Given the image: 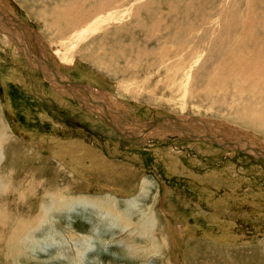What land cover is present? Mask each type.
Segmentation results:
<instances>
[{
  "label": "rangeland",
  "instance_id": "rangeland-1",
  "mask_svg": "<svg viewBox=\"0 0 264 264\" xmlns=\"http://www.w3.org/2000/svg\"><path fill=\"white\" fill-rule=\"evenodd\" d=\"M52 1L37 0L28 5L22 0H0V17L7 22L15 18L23 27L17 34L13 26L1 24L0 18V112L18 141L3 146L0 138L6 155L0 167L1 175L5 174L0 177V264H264V162L250 156L255 150L264 156V135L224 120L234 122L239 117L230 108L234 104L230 102L234 98L233 86L224 82L226 78L230 82L224 55L231 54L237 42L250 57L263 52L260 48L264 49V0H116L106 15L88 22L92 23L90 29L86 25L87 30L78 39H72V33L62 40L45 26L49 23L45 13L60 2ZM93 1L96 7L109 4L108 0ZM145 3L147 8H142ZM140 7L142 10L135 16L143 23L138 20L142 28L137 29L133 26L137 21L134 11ZM171 7L177 9L175 15L170 12ZM7 15L14 18L7 19ZM174 20L180 23L176 34L179 38L172 39ZM188 20L190 32L186 34H191L187 36L183 31L187 26L182 28V24ZM157 21L161 22L156 23L161 24V31L152 26ZM235 21H242L240 27L247 24L251 33L244 32L240 36L242 41L232 33ZM117 24L123 29L120 35L96 42L98 35L109 30L116 32ZM9 27L10 30L4 29ZM40 37L52 71L57 70L74 84L92 86L72 88L75 93L79 89L83 99L96 104L97 109L91 104L93 108L88 110L86 106L82 110L69 97L73 96L70 88H48V75L43 79L39 70L45 61L39 55ZM177 48L182 49L187 63L193 66V78L190 76L189 83L180 89L171 83L174 79L175 85L179 78L178 73L171 72L174 68L170 69L176 62L171 55ZM91 50L96 55L106 53L111 64L91 62L93 58H87ZM127 50L134 53V58ZM83 57L84 62L78 61ZM61 58L77 62L73 67H65ZM34 59L38 60V69ZM214 75H220V80ZM122 76L138 89L131 97L122 91L125 82L117 81ZM207 84H214L212 87L220 91L213 98L218 102L217 108H213L211 100L206 102L211 98L204 93ZM249 87L244 84L239 100H255L253 106L264 114V88L259 86L262 92H256L254 88L249 91ZM55 93L64 96L63 104L58 103ZM76 99L81 100L77 94ZM169 129L182 135L164 137ZM235 130L241 133H234ZM158 131L166 132L162 136ZM151 132L154 135L146 139L128 140ZM39 136L48 137L47 143L54 148L59 145L54 144L52 137L83 144L95 162L103 163L104 158L116 183L108 187L105 176L95 178L75 170L86 186L78 195V186L72 183L76 175L72 172V178L65 168L70 173L65 172L66 183L73 186L74 195L63 201L57 199L60 192L53 186L63 190L66 183H61L58 172L43 163L57 158L50 147L38 152L36 147L40 159L30 161L36 167L24 166L29 161L23 158L25 152L20 149L27 146L22 144ZM242 146L248 155L232 152L239 151L232 147ZM64 156L67 160V154ZM28 169H36V173L29 175L30 182L23 177ZM141 180L147 182L142 192ZM47 194L53 197L48 198ZM105 194L111 197L106 198ZM66 195L63 190L62 196ZM149 213L150 224L144 216Z\"/></svg>",
  "mask_w": 264,
  "mask_h": 264
},
{
  "label": "bare ground",
  "instance_id": "bare-ground-1",
  "mask_svg": "<svg viewBox=\"0 0 264 264\" xmlns=\"http://www.w3.org/2000/svg\"><path fill=\"white\" fill-rule=\"evenodd\" d=\"M25 1H27V0H22V2L23 3H26ZM43 1H45V0H43ZM52 0H50V2H51ZM60 2H59V4H58V2H57V5H54V6H50L49 7V9H48V11L45 13V20H47V21H49V23H45V26H47L46 28H47V30H49L50 31V34H51V31H54L55 32V34L57 35V36H59L60 37V39L62 40V39H64V37H66V35H71L72 33H75L73 36H72V39H78L82 34H84V31L85 30H87V28L89 27V26H91L92 25V23H88V22H93V21H95V18L97 17H99V16H101V15H106V13H107V11L108 10H110V9H112V4L116 1V0H108L109 1V4L108 5H106V6H100V7H96L95 6V1H93V0H70V1H66L65 2V0H59ZM127 1V0H126ZM141 1V0H140ZM176 1V0H175ZM182 1V0H181ZM28 3H26V4H28V5H34L35 3H37V0H28L27 1ZM41 2H42V0H41ZM47 2H48V0H47ZM53 2V1H52ZM51 2V3H52ZM121 2V1H120ZM40 3V2H39ZM124 3V2H123ZM173 3V5H175V3L174 2H172ZM50 4V3H49ZM53 4H56V3H53ZM87 4H89V6H88V8H86V5ZM146 5H144L143 4V6H141L142 8H147V6H148V4L147 3H145ZM150 4V3H149ZM192 4V3H191ZM46 5V4H45ZM124 5V4H123ZM154 6V5H153ZM162 6V5H161ZM176 6L178 7V5L176 4ZM184 6V5H183ZM46 7H48V6H46ZM122 7V6H121ZM138 8L137 10H135L134 11V16L135 15H137V13H139V11H141L142 10V8ZM191 7V6H190ZM194 7V6H193ZM118 8H120V7H118ZM195 9V8H194ZM193 9V10H194ZM45 10V9H44ZM177 9L175 8V7H171V13H174V12H177L176 11ZM129 11V10H128ZM184 10H182V12H183ZM192 11V10H191ZM32 13L33 14H36V11H35V8H32ZM113 13V12H112ZM111 13V14H112ZM162 13V12H161ZM187 13V12H186ZM114 14V13H113ZM122 14V13H121ZM176 14H178V13H176ZM43 15V14H42ZM167 15V14H166ZM174 15H175V13H174ZM112 16V15H111ZM110 16V17H111ZM117 17H120L121 18V16L119 15V14H117L116 15ZM161 16V15H160ZM173 16V15H172ZM194 16H197V13H195L194 14ZM109 17V18H110ZM157 18H159L158 16H156ZM162 17V16H161ZM165 17V16H164ZM1 18V20H2V22H1V24H3L4 26H9L10 25V27H14V29H16V33L17 34H19V33H21L18 29H22L23 27H20L19 26V21L18 20H14V19H12V21H10V22H7L6 20H4V18H2V17H0ZM12 18V17H11ZM8 15H7V19H11ZM103 18V17H102ZM156 18V19H157ZM163 18V17H162ZM176 18H177V16H176ZM195 18V17H194ZM193 18V19H194ZM119 19V18H118ZM118 19H116V20H118ZM135 19L137 20H135L136 21V23L133 25V26H138V27H136L137 29H141L142 28V25H141V23H143V21H141V20H139V19H137V17L135 16ZM196 19V18H195ZM127 20V19H126ZM141 22H139V21ZM42 22H43V20H41ZM122 21V20H121ZM153 21V20H152ZM175 22H176V24L173 26V28H172V30H173V33H172V35L174 34V36H172V39L173 38H175V37H178L179 38V35H176V34H178V31H179V21H176V20H174ZM189 21L190 20H188V23H186V24H182V28H183V26H184V28H185V30H183L184 31V33L186 34V33H188V32H190V23H189ZM44 22H46V21H44ZM203 23H205L206 21L204 20V21H202ZM242 21H235L234 22V24H235V28L236 29H234L233 30V28H232V30H233V34H235V39H241L242 37H240L244 32H248L249 34H251L250 33V31H249V28H248V26H247V24L245 25V26H243V27H240V23H241ZM244 22V21H243ZM132 23V22H131ZM156 23H161V22H154L153 24H152V26H155L156 27V29L157 30H159V31H161V29H159V27L161 28V24L159 25V26H157L156 25ZM120 24V23H119ZM122 24H123V22H122ZM200 24V23H199ZM221 24V23H220ZM86 25H88V27H86ZM96 26H97V24H95ZM102 25V24H101ZM130 25V24H129ZM197 25V24H196ZM252 25V24H251ZM10 27L7 29V28H4L5 30H10ZM147 27H149V26H147ZM221 27V29L223 30L224 28H222V26H220ZM154 28V27H153ZM90 29V27L88 28V30ZM94 29V28H93ZM99 30H100V28H98ZM103 29H105L104 27H103ZM30 30H31V28H30ZM44 30H46V29H44ZM105 30H108V29H105ZM121 30H123V29H121V27L117 24V29H116V32L115 31H111V30H109L106 34L104 33V34H101V35H94L93 34V36H97V38H94L93 36V38L96 40V42H101L103 39H106L105 37H108L107 39H109V38H112L113 36H117V35H120L121 34ZM220 30V29H219ZM31 31H33V30H31ZM229 31V30H228ZM8 32H10V31H7V33ZM30 32V31H29ZM34 32V31H33ZM46 32H48V31H46ZM95 32V31H94ZM99 32V31H98ZM104 32V31H103ZM102 32V33H103ZM153 32H154V30H153ZM157 32V31H156ZM155 32V33H156ZM35 33V32H34ZM90 33V32H89ZM29 34H31V32L29 33ZM50 34H48V36L50 35ZM191 34V33H190ZM190 34H186L187 36L188 35H190ZM222 34V33H221ZM228 34V33H227ZM88 35H90V34H88ZM151 35V34H150ZM176 35V36H175ZM182 35V34H181ZM253 35V34H252ZM86 36V35H85ZM220 36V35H219ZM218 36V37H219ZM16 37V36H15ZM38 37V36H37ZM91 37V38H92ZM169 37H170V35H169ZM182 37H184V36H182ZM237 37V38H236ZM41 38V37H40ZM93 38H92V40H93ZM151 38V37H150ZM167 38V37H166ZM171 39V38H170ZM221 39H223L222 37H221ZM58 40V39H57ZM83 40V39H82ZM232 40V39H231ZM34 41V40H33ZM94 41V40H93ZM240 41H242V39L240 40ZM256 41V37L254 36V38H253V42H255ZM21 42L23 43V40H21ZM35 42V41H34ZM85 42V41H84ZM248 42V41H247ZM86 43H87V41H86ZM88 43H90V42H88ZM87 43V44H88ZM84 44V43H83ZM82 44V45H83ZM37 45L41 48V52L42 53H40L39 55L40 56H42V58L45 60L44 61V63H42V64H40V68H42L41 66H43V68L44 69H49L50 71H43V69H40L39 68V70H40V72H41V75H42V77L44 76L45 77V75H48V86L49 87H51V89H55V87H56V85L58 86V88L60 87L61 89L62 88H64V89H68V88H70V90L73 92L72 94H73V96H69L70 98H72V99H74V101H76V103L82 108V110L84 109V108H86V106H87V108L89 107H92L91 106V104H94V103H92V102H89V101H87L86 99H83L82 97H81V91L79 90L80 88L82 89V88H84V87H90V88H92L91 86H89V85H83V84H74L73 82H71L68 78L66 79V78H64V75L63 74H61L60 72H58L57 70H56V73L54 72V71H52L53 69H52V67H51V65H50V63H49V61H48V59H47V55H46V50H45V44L43 43V40H42V38L40 39V40H37ZM92 45V44H91ZM118 45H120V43L118 42ZM79 46V45H78ZM77 46V47H78ZM80 46H81V44H80ZM87 46V45H86ZM85 46V47H86ZM161 46V45H160ZM184 46V45H183ZM230 46H232V45H230ZM241 45H240V42H237V44H236V47H234L233 48V52L231 53V54H225L224 55V58H225V61L227 62V64H225L226 65V68H227V70L229 71V72H227L228 73V77H229V80H230V82H226V79H225V83L227 84V83H231L232 84V86H233V91H231L232 92V94H231V96H234V98H230V102H232V103H234V104H231L230 105V108L232 109V111L234 110L235 111V113L236 114H239L238 116V118L236 119V121H234V122H232V121H230V119H224V118H221L220 116L221 115H223V114H221V115H218V118H220V119H224V120H227V121H229V122H231V123H233V124H236L237 126H241V127H243V128H246V129H249V130H253V131H255V132H257V133H259V134H262V135H264V114H262V113H260L257 109H255V107L253 106V104L255 103V100H253V99H251V98H248V100H247V102L244 100V99H241V100H239V98H238V96H239V94H240V92L242 91V88L244 87V84H249V85H251V88L249 87V91H251L252 90V88H254V90H256V92H262V90L261 89H259L258 87L259 86H262L263 88H264V59H262L261 57H264V49L263 48H260V50H262L263 52H260L259 54H257L256 56H254V57H250L248 54H246V51L243 49V48H241L240 47ZM31 47H33L34 48V46H31ZM92 47H93V45H92ZM92 47H91V49H92ZM166 47V46H165ZM169 47V46H168ZM172 47V46H171ZM79 48V47H78ZM178 48H181L180 46H178ZM177 48V49H178ZM88 49H89V47H88ZM162 49H163V47H162ZM186 49V48H185ZM75 50V49H74ZM83 50V49H82ZM182 50V49H181ZM181 50L180 49H178V50H173V52H172V55H171V57L172 58H175V60H174V62L175 63H173L174 65H173V67H171L170 69H173L174 68V71H171L172 73H178V76H179V78H178V82L174 85V79L171 81V83H173V87L175 86L176 88H179V87H184L186 84H187V82L189 83V78H190V76L192 77V73H191V69H192V67L193 66H189V63H187V57L184 55V52H181ZM189 50V49H188ZM251 50V49H250ZM30 51L32 52L33 50L32 49H30ZM128 51V50H127ZM130 51H132L133 52V50H130ZM184 51V50H183ZM225 51V50H224ZM30 52V53H31ZM86 52V51H85ZM85 52H83L84 54H85ZM88 52V51H87ZM169 51H167V53H168ZM189 53L191 52L190 50L188 51ZM36 53V52H35ZM77 53H78V51H77ZM83 53H81V54H83ZM128 53L130 54V52L128 51ZM158 53V52H157ZM163 53H165V52H162L161 54L163 55ZM166 53V54H167ZM72 54H76V51H73L72 52ZM83 54V55H84ZM90 55H88V57L87 58H93L92 59V61L91 62H94L95 64H103V62L105 63H107V65L109 64H111V60L109 59V57L107 56V54L105 55H96V53L93 51V50H91V52L89 53ZM165 54V55H166ZM222 54V53H221ZM251 54V53H250ZM139 55H142L143 56V54L141 53V54H139ZM144 55H145V53H144ZM227 55V56H226ZM57 56L60 58L61 57V54L59 53V52H57ZM81 56V55H80ZM167 56V55H166ZM130 57L131 58H134V53L131 55L130 54ZM159 57H160V55H159ZM190 57V56H189ZM84 58L85 57H83L82 59H79L78 61H81V62H84ZM161 58V57H160ZM168 58V57H167ZM195 58V57H194ZM162 59V58H161ZM170 59V58H169ZM190 59H192V57L190 58ZM61 60L63 61L62 63L64 64V66L65 67H67V66H69V67H73L75 64H76V62L77 61H75V60H73V61H64L62 58H61ZM158 60V59H157ZM167 61H169L168 59H166ZM33 61V60H32ZM190 61V60H189ZM34 65H35V67H36V69H38L37 68V66L39 65V63H38V60H36V59H34ZM61 62V61H60ZM166 62V61H165ZM170 62V61H169ZM38 64V65H37ZM163 64H164V62H163ZM162 64V65H163ZM172 63H170V66H172L171 65ZM180 64V65H179ZM182 64H184L183 66H182ZM186 64V65H185ZM98 65V66H99ZM108 65V66H109ZM39 67V66H38ZM101 67H102V65H101ZM104 67H107V66H105L104 65ZM167 67V66H166ZM169 67V66H168ZM33 68V67H32ZM164 68V67H163ZM107 71H110L109 69L107 70ZM181 71V72H180ZM223 72V71H222ZM222 72H220V75H221V73ZM43 73V74H42ZM224 74V73H223ZM220 75H217L216 77L217 78H219V80H220V77H218V76H220ZM20 76V75H19ZM225 76V75H224ZM214 77H215V75H214ZM215 77V78H216ZM14 78H16V77H14ZM14 78H12V79H14ZM55 78H57L58 79V81L55 79ZM175 78V77H174ZM193 78V77H192ZM223 78V77H222ZM47 79V78H46ZM65 79V80H64ZM132 79V78H131ZM224 79V78H223ZM15 80V79H14ZM14 80H12L13 82H15ZM67 80V81H66ZM194 80V79H193ZM192 80V81H193ZM217 80V79H216ZM21 81V80H20ZM39 81V80H38ZM117 81H121V82H125V84H122L123 86H122V91L124 92V94H125V96H127V97H131V95L134 93L133 91H135V90H137L138 91V89H135L136 88V86H135V84H134V82H132L131 80H128L127 81V79H125V77H121L120 79H117ZM191 81V84L194 82H192ZM210 81V80H209ZM208 81V82H209ZM213 81V80H212ZM223 81H221V82H223ZM201 82H202V80H201ZM211 82V81H210ZM209 82V83H210ZM217 82H220V81H217ZM216 82V83H217ZM17 83H19V84H21V82H17ZM49 84H52L51 86L49 85ZM195 84V83H194ZM212 84V83H211ZM215 84V83H214ZM213 84V85H214ZM220 84V83H219ZM75 85V86H74ZM198 85V84H197ZM210 85V84H209ZM212 85V86H213ZM224 86H225V84H223ZM229 85V84H228ZM227 85V86H228ZM72 86L73 87H77V88H79V89H77L76 90V93H75V89H73L72 88ZM80 86H82V87H80ZM138 86V85H137ZM189 86V85H188ZM191 86V85H190ZM211 85L208 87V84H207V87H206V90H205V92L204 93H207V94H209L210 96H211V98H207L206 99V102L207 101H209V100H211L212 101V103H213V108L214 107H216L217 105H216V103H218V102H215L214 100H213V98H217L216 97V95H220V93H218V91L215 89V87H212ZM215 86V85H214ZM226 86V87H227ZM193 87V86H192ZM199 87V86H198ZM47 88V87H46ZM57 88V89H58ZM181 88V89H182ZM212 88H214V89H212ZM224 88V87H223ZM229 88V87H228ZM232 88V87H231ZM246 88V87H245ZM45 89V88H44ZM180 89V88H179ZM230 89V88H229ZM224 90L226 91V88H224ZM223 89L221 90V91H224ZM232 90V89H231ZM67 91V90H66ZM264 91V90H263ZM42 92V91H41ZM68 92V91H67ZM201 92V91H200ZM220 92V91H219ZM255 92V91H254ZM255 92V93H256ZM64 93H66V92H64ZM204 93L202 94V96L204 95ZM233 93H236V94H234L233 95ZM56 94V93H55ZM76 94L77 95H79V97L81 98V100L80 99H76ZM123 94V93H122ZM222 94V93H221ZM223 94H225V92L223 93ZM56 95H58V94H56ZM251 95V94H250ZM133 96V95H132ZM209 96V97H210ZM212 96H214V97H212ZM223 96V95H222ZM230 96V95H229ZM230 96V97H231ZM58 97H59V100H58V103L59 104H63L64 102L61 100V97H64V96H60V95H58ZM240 97V96H239ZM242 97V96H241ZM202 98V97H201ZM80 100V101H79ZM223 100V99H222ZM234 100V101H233ZM225 101V100H224ZM57 102V101H56ZM96 103H97V101H96ZM226 103V102H225ZM228 103V102H227ZM68 104V103H67ZM98 104V103H97ZM223 104V103H222ZM221 104V105H222ZM239 104V105H238ZM65 106H67L66 104H64ZM101 105V104H100ZM103 105V104H102ZM229 105V104H228ZM1 106V105H0ZM94 106L96 107V109L98 108L97 107V105L96 104H94ZM239 106H240V108H239ZM229 107V106H228ZM89 108H88V110H89ZM93 108V107H92ZM217 108V107H216ZM220 108V107H219ZM2 109V108H1ZM192 109V108H191ZM91 110V109H90ZM92 110H95V109H92ZM92 110H91V112H92ZM194 111H196V110H194ZM198 111V110H197ZM224 111V110H223ZM230 111V110H229ZM90 112V111H89ZM220 112V111H219ZM107 113V112H106ZM226 113V112H225ZM85 114V113H84ZM86 114H87V112H86ZM90 114V113H89ZM226 114H228V113H226ZM244 114V116H240V115H243ZM95 115V114H94ZM229 115V114H228ZM231 115V117H232V114H230ZM100 117V116H99ZM224 117H226V116H224ZM101 118V117H100ZM229 118V117H228ZM42 119H44L45 121L47 120V121H50V122H52L51 120H49V119H47V118H42ZM41 119V120H42ZM149 123H151V122H149ZM141 125H143V123H141ZM140 125V126H141ZM136 129V128H135ZM168 131H170V133H168ZM167 131V135H169V134H172V135H178V136H181L182 134H180V133H175L174 131H172L171 129H169ZM176 131V130H175ZM164 132H166V131H158V134L159 133H161V134H159V135H162L163 136V134H164ZM148 133V132H147ZM146 134V133H145ZM144 134V135H145ZM149 135H152V134H147V136H149ZM15 136V135H14ZM18 136V135H17ZM130 136V135H129ZM133 136V135H132ZM0 138H3V140H2V144H3V146H4V144L6 143V142H9V144H15V143H17L18 141L17 140H15V138L13 137V133H12V131H11V129L9 128V126L7 125V123H6V121H5V116L3 115V113L2 112H0ZM38 138H40V142H36L37 141V139ZM48 138V137H47ZM47 138H44V137H41V136H39V137H36V138H31L30 137V142H28L27 141V143L26 144H22V145H26L27 147L24 149L23 147L20 149V150H22V151H24L25 152V154H22L24 157V160H26V159H28L27 161H29V164H25L24 166L25 167H27V168H33L34 166L36 167V163L34 164V163H30V161H38V159H40V155H38V153H36V150H35V148L36 147H39V148H37L38 150H37V152L38 151H40V149H43L44 150V148H46L45 146H48V147H50V151L52 152V154H53V152L56 154V155H54V156H56L57 158L56 159H54V161L51 159V160H49L48 162L46 161V160H44V162L43 163H47V166L48 167H51V168H53L54 169V171H57L58 173H57V177L58 178H61V180H60V182L62 183V182H64V183H66V178H65V175H68V169H69V171H70V175L72 176V178H73V176H74V174L72 175V172L73 173H75V170L77 171V170H80V171H82V175H83V173L84 174H87V175H89V176H94L95 178L98 176H105V181H107L106 183H105V181H104V183L105 184H107V186L108 187H110V186H112L111 185V183L113 182V183H116V181H115V179L113 178V173H108V171H109V166H107L108 164H106V163H104L105 162V160H104V158L102 157V160L101 161H103V163L102 162H95V160H94V158H92L88 153H87V149H85V147H83V144H79L78 142L76 143L74 140L73 141H71V140H68V139H65V140H62V139H59V140H56V138L55 137H52V139L53 140H55V143L54 144H58L59 146L58 147H55L54 148V146H51L50 144H48L47 143ZM49 139L51 140V138L49 137ZM48 139V140H49ZM51 143V142H50ZM52 144V143H51ZM60 146H64V147H60ZM251 147V146H250ZM233 149H236V150H243V151H245L243 148H245L244 146H242V147H232ZM17 150V149H16ZM34 150H35V153H34ZM48 150V151H49ZM16 152V151H15ZM14 152V153H15ZM17 152H18V150H17ZM24 152H22V153H24ZM44 152V151H43ZM13 153V154H14ZM46 153V152H45ZM13 154H12V156H13ZM51 154V153H50ZM64 154H67V156H68V159L66 160V157L64 156ZM93 154V153H92ZM22 155L21 154H19L18 156L20 157H22ZM96 155V154H95ZM94 155V156H95ZM5 157H6V155L4 156V154H3V152H2V149H1V146H0V167L1 166H3V165H1V163H2V161H4V159H5ZM20 157V158H21ZM48 157V156H47ZM12 159H14L13 157H11ZM19 158V159H20ZM52 158V157H51ZM7 159V158H6ZM59 161H58V160ZM101 159V158H100ZM54 162H56V163H54ZM28 163V162H27ZM41 163H42V161H41ZM109 163V162H108ZM109 165H112V166H114V164H109ZM41 166H42V164H41ZM43 167V166H42ZM45 167V166H44ZM117 167V166H116ZM3 168V167H2ZM1 168V169H2ZM6 168V167H5ZM31 168V169H32ZM65 168H67V170L65 169ZM112 169V168H111ZM93 170V171H92ZM103 170H104V172H103ZM114 170V169H113ZM1 171V170H0ZM25 171H26V169H25ZM36 171V169H34V170H32V171H30L29 169H28V172H26V176H23L26 180H27V182H30V177H29V175H32L34 172ZM80 171H77V172H80ZM95 171V172H94ZM127 171H129V170H125V172L127 173ZM6 172V171H5ZM15 172V171H14ZM61 172H62V174H61ZM65 172H68V173H65ZM114 172V171H113ZM13 173V171L11 172V174ZM36 173V172H35ZM65 173V174H64ZM129 173H131V172H129ZM2 175H5L4 173L2 174ZM1 175V172H0V177L2 176ZM75 177L76 178H74L75 180H73L72 181V183L73 184H75V185H77L78 187L76 188V189H78L79 191H78V195L80 194L81 195V193H80V191H81V189L83 188L84 189V187H86V186H84L85 185V183L83 182V181H81L80 179H79V176L75 173ZM128 175V174H127ZM124 177V176H123ZM126 177V176H125ZM129 177V176H128ZM56 178V177H55ZM100 178V177H99ZM103 178V177H102ZM101 178V179H102ZM111 178H112V180H111ZM71 179V178H70ZM142 179V178H141ZM144 179V178H143ZM72 180V179H71ZM86 180V179H85ZM31 181H32V179H31ZM55 181H57V179L55 180ZM121 181V180H120ZM119 181V182H120ZM141 182H142V185L140 184V190H141V192H142V190H144V188H146L145 187V185L144 184H146L147 182L146 181H142L141 180ZM68 183V184H67ZM66 183V185L64 186V188L65 189H63V190H65V192L67 191V195L66 196H62V189H59V188H57L58 186H53V187H55V189L54 190H59V192H60V194H59V196H56V198L57 199H59V200H65V199H68V198H70V197H72V195H74L73 194V192L71 191V190H74V188H73V186H71V184L69 183V182H67ZM79 183V184H78ZM130 183V182H129ZM137 183V182H136ZM139 184V183H138ZM138 184H136V185H138ZM87 185V184H86ZM115 185V184H114ZM106 185H105V187H107ZM116 186V185H115ZM119 186V185H118ZM76 187V186H75ZM25 188V187H24ZM137 188V187H136ZM135 188V189H136ZM148 188V187H147ZM87 189V188H86ZM135 189H134V191H135ZM25 190V189H24ZM34 189H31V191H33ZM30 191V192H31ZM76 191V190H75ZM133 191V192H134ZM53 193V192H52ZM55 193H56V191H55ZM58 194V193H57ZM65 194V193H64ZM111 194V193H110ZM110 194H108V195H106V198L107 197H111L110 196ZM83 196V195H82ZM23 197H24V195H23ZM46 197H48V198H52L53 196H50V195H46ZM79 198H82V197H80V196H78ZM98 197V196H97ZM103 198V197H102ZM109 199V198H108ZM107 199V200H108ZM155 199H156V197H155ZM113 200V199H112ZM131 200H133V199H131ZM115 201V200H114ZM133 201H135V200H133ZM108 202H109V200H108ZM57 203V206H59L60 205V203L59 202H56ZM154 208V207H153ZM50 209V208H49ZM114 209V208H113ZM58 210V209H57ZM56 210V211H57ZM54 211H55V209H54ZM146 218H145V221H147V223L148 224H150V220H148L151 216H152V214H145L144 215ZM178 217V216H177ZM181 217V216H180ZM174 218V217H173ZM176 219H178V218H176ZM151 224H153V223H151ZM181 224V223H180ZM185 225V224H184ZM151 226V225H150ZM181 227V226H180ZM183 227V226H182ZM17 229V228H16ZM158 229V228H157ZM180 232V231H179ZM178 237V236H177Z\"/></svg>",
  "mask_w": 264,
  "mask_h": 264
},
{
  "label": "water",
  "instance_id": "water-1",
  "mask_svg": "<svg viewBox=\"0 0 264 264\" xmlns=\"http://www.w3.org/2000/svg\"><path fill=\"white\" fill-rule=\"evenodd\" d=\"M19 25H20V23H19ZM80 87H82V86H80ZM216 123H218V122H216ZM221 125H223V123L221 124ZM220 125V126H221ZM224 126V125H223ZM225 127H227V126H225ZM227 128H230V127H227ZM231 129V128H230ZM234 133H236V132H239L238 130H235V131H233ZM239 133H241V132H239ZM242 134H245V135H248L247 133H242ZM187 139H193V138H187ZM198 139V138H197ZM240 152L241 153H246V152H244L242 149L240 150ZM261 151H259V150H255V152H252V157H255V158H258V159H260L261 161H263L264 162V156L260 153Z\"/></svg>",
  "mask_w": 264,
  "mask_h": 264
},
{
  "label": "crops",
  "instance_id": "crops-1",
  "mask_svg": "<svg viewBox=\"0 0 264 264\" xmlns=\"http://www.w3.org/2000/svg\"><path fill=\"white\" fill-rule=\"evenodd\" d=\"M40 73H41V72H40ZM42 78H43V77H42ZM43 79H44V78H43ZM43 79L41 80V82H43V83L46 82V83H47V81H46V80H43ZM78 84H83V83H78ZM83 85H86V84H83ZM26 86H27V85H26ZM89 86H90V85H89ZM91 87H92V86H91ZM48 88H50V87H48ZM89 88H90V87H89ZM92 88H93V87H92ZM50 89H51V88H50ZM96 93H97V91H96ZM81 97H82V95H81ZM82 98H83V97H82ZM76 104H77V103H76ZM77 105H78V104H77ZM100 106H101V105H100ZM100 106H99V107H100ZM109 123H110V122H109ZM151 134L154 135L152 132H151Z\"/></svg>",
  "mask_w": 264,
  "mask_h": 264
}]
</instances>
